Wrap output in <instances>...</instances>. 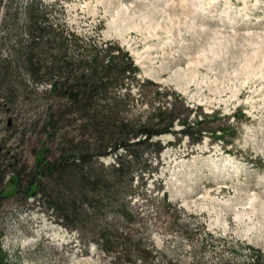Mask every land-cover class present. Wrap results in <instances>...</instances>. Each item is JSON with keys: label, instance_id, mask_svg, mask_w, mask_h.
<instances>
[{"label": "rangeland", "instance_id": "1", "mask_svg": "<svg viewBox=\"0 0 264 264\" xmlns=\"http://www.w3.org/2000/svg\"><path fill=\"white\" fill-rule=\"evenodd\" d=\"M32 2L40 33L52 44L45 51L57 52L62 44L68 57L82 58L80 52L88 53L91 44L115 40L139 65L136 80L151 78L180 92L193 110L213 111L216 118L203 125L229 124L225 138H234L224 150L209 134L191 143L177 132L179 124L173 133L154 135L164 148L158 155L154 148L143 154L145 168L135 164L126 190L115 194L119 186H111V204L103 198L98 213L86 200L76 201L82 221L62 222L38 196L0 197L5 259L11 264H264V0H1L0 175L29 168L40 146L48 148V158L58 155L66 144L61 134L75 132L64 120L48 127L47 113L61 98L39 81L49 76H42L43 69L28 74L21 56L31 41L26 10ZM32 52L35 68L48 66L38 49ZM124 83L115 87L130 93L124 114L142 117L154 88L138 90L131 78ZM162 100L172 101L168 95ZM111 161L98 157L82 172ZM69 178L64 174L63 180ZM49 183L61 191V200L72 197L62 185ZM123 201L129 220L119 217ZM108 228L124 231L131 245L109 248L117 251L114 262L112 250L94 240L98 230Z\"/></svg>", "mask_w": 264, "mask_h": 264}, {"label": "trees", "instance_id": "2", "mask_svg": "<svg viewBox=\"0 0 264 264\" xmlns=\"http://www.w3.org/2000/svg\"><path fill=\"white\" fill-rule=\"evenodd\" d=\"M34 6V2L27 5L26 22L29 29L31 28V41L20 55L28 68L30 66V73H27L35 76L43 69L42 76L43 73L49 76L44 79L38 77L39 81L47 82L48 91L61 98L58 106L47 113L48 127L54 129L56 123L64 120L74 125L75 132L71 137H67L66 133L61 134L66 144L60 148L58 155H50L52 157L48 158V148L40 146L34 153L29 168L2 171L0 197L17 193H23L25 197L38 196L36 199L40 200L38 202L55 210L62 222L69 223L78 218L76 202L78 199L86 200L88 208L98 213L104 205L103 198H106V204H111L112 200L108 194L111 186H119L115 194L126 190L123 188L126 180L134 179L135 164L142 169L145 168L146 158L143 154L154 148L158 155L164 148V144L159 139H153V136L173 133L177 130L174 128L176 124L180 125L177 132L186 135L191 143L200 142L205 134L211 135L212 141L218 139L224 149L232 143L234 137L225 138V132L231 127L229 124L218 125L213 129H207L203 125L210 120L209 118H216L213 111L193 110L191 108L193 106L190 107L185 102L183 95L174 89L164 88L152 79L136 80L138 65L129 50L115 40H105L103 46L91 44L87 49L88 53L80 52L84 56L82 58L68 57L71 54L67 53L62 44L57 45L60 48V50L56 48L57 52H49V49L45 51V47L52 44L40 33L43 32V26L37 25V18L31 13ZM29 20L31 21L28 22ZM33 28L37 30L36 35L31 33ZM33 48L38 49L39 58L43 62L49 61L46 62L48 66L44 65L43 68L33 66L35 58ZM126 78H131L138 86V90H144L147 86L154 88L151 89L153 91L151 104L142 117L140 114L130 118L124 114L130 93L126 91L121 93L115 87L125 84ZM166 95L172 99L168 104L162 100V96ZM157 98H160V101L154 105L152 101ZM186 110L189 114L183 115ZM191 113L193 118L188 119ZM65 114H70V119ZM50 132H47V135ZM102 156H109L112 161L107 164L99 162L96 169L90 168L89 172H82L87 164L94 163ZM68 173L71 178L63 180L64 174ZM49 182L62 185L72 197L67 201L61 200V191L52 188ZM86 189L91 193H84ZM117 207L121 208L119 217L124 220L131 218L124 201ZM123 232L109 228L97 231L94 240L105 251L112 250L111 262H114L118 255L116 249L109 248L122 246L130 249V240ZM109 233L111 235H108ZM0 264H11L5 259L1 248Z\"/></svg>", "mask_w": 264, "mask_h": 264}]
</instances>
